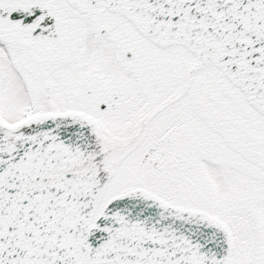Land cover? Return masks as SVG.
Listing matches in <instances>:
<instances>
[{"label":"snow or ice","instance_id":"snow-or-ice-1","mask_svg":"<svg viewBox=\"0 0 264 264\" xmlns=\"http://www.w3.org/2000/svg\"><path fill=\"white\" fill-rule=\"evenodd\" d=\"M0 264H264V0H0Z\"/></svg>","mask_w":264,"mask_h":264}]
</instances>
